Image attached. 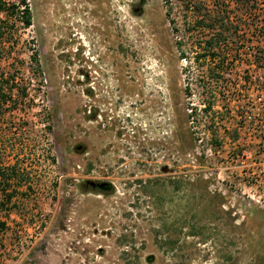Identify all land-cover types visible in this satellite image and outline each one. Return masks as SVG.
Here are the masks:
<instances>
[{
    "label": "rangeland",
    "instance_id": "rangeland-1",
    "mask_svg": "<svg viewBox=\"0 0 264 264\" xmlns=\"http://www.w3.org/2000/svg\"><path fill=\"white\" fill-rule=\"evenodd\" d=\"M26 2L31 26L0 51V76L28 95L0 116V164L22 181L0 188V202L16 190L0 264H264V196L234 163L236 86L264 78L256 33L234 62L224 49L214 84L215 66L181 59L163 0ZM249 16L261 26L264 5Z\"/></svg>",
    "mask_w": 264,
    "mask_h": 264
},
{
    "label": "trees",
    "instance_id": "trees-1",
    "mask_svg": "<svg viewBox=\"0 0 264 264\" xmlns=\"http://www.w3.org/2000/svg\"><path fill=\"white\" fill-rule=\"evenodd\" d=\"M166 6V19L171 26L174 34H181L179 41L176 42L177 50L182 57L181 59L191 61L198 64L199 61L208 62L215 66L211 72V82L217 84L222 78V69L227 64L228 59L224 57V49H230L233 57L229 61L234 62L237 55V46L239 45V36L253 31L257 35V45H264V23L254 28L251 20H249L252 11L260 5H264L261 0H163ZM234 4V12L231 6ZM179 6L184 12V20L180 23L171 16V12L175 6ZM233 8V9H234ZM234 16V17H233ZM191 19V22L188 21ZM249 20V21H248ZM31 14L26 0H18L17 2L6 3L0 0V51L5 45L10 46L11 40L18 34L20 29H28L31 26ZM20 25V26H19ZM21 27V28H18ZM186 40H189L190 47L187 48ZM198 48L199 52L189 59L186 54L193 52ZM258 53L261 51L257 50ZM2 54L0 52V59ZM31 75L36 78L40 74V67L37 54L33 51L30 56ZM16 77L11 74L6 77L0 76V116L5 110L15 109V107L28 97L25 89L17 90L14 94L13 90ZM210 95H214L215 91L210 90ZM30 101V100H29ZM32 101V99H31ZM212 104L203 105L205 113L212 110ZM45 121H51L50 114H46ZM47 131H51V126L47 124ZM15 166L5 168L0 164V188L1 192L7 191L11 187V183L16 182L17 187L22 185V181L16 174ZM16 188V187H15ZM14 188V189H15ZM16 190L12 193L3 195L0 202L1 207H13L11 204L15 197ZM26 191H32L30 185ZM26 191L21 195H25ZM11 204V205H10ZM5 230V224L0 222V232Z\"/></svg>",
    "mask_w": 264,
    "mask_h": 264
},
{
    "label": "built area",
    "instance_id": "built-area-1",
    "mask_svg": "<svg viewBox=\"0 0 264 264\" xmlns=\"http://www.w3.org/2000/svg\"><path fill=\"white\" fill-rule=\"evenodd\" d=\"M249 64L255 67L259 63ZM260 69L264 75V66ZM235 95L237 176L250 182V188L264 196V78L244 76L236 86Z\"/></svg>",
    "mask_w": 264,
    "mask_h": 264
},
{
    "label": "flooded vegetation",
    "instance_id": "flooded-vegetation-1",
    "mask_svg": "<svg viewBox=\"0 0 264 264\" xmlns=\"http://www.w3.org/2000/svg\"><path fill=\"white\" fill-rule=\"evenodd\" d=\"M85 186L94 192L97 193H113L114 192V186L112 182H89L86 183Z\"/></svg>",
    "mask_w": 264,
    "mask_h": 264
}]
</instances>
